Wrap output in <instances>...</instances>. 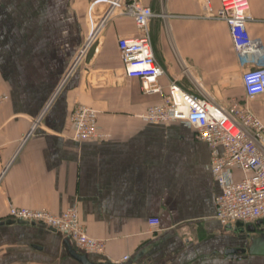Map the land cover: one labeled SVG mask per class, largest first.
Returning <instances> with one entry per match:
<instances>
[{
	"label": "crops",
	"instance_id": "1",
	"mask_svg": "<svg viewBox=\"0 0 264 264\" xmlns=\"http://www.w3.org/2000/svg\"><path fill=\"white\" fill-rule=\"evenodd\" d=\"M140 1L156 13L149 33L163 92L178 77L184 89L217 102L245 100L226 23L201 18L200 0ZM106 2L0 0V94L8 96L0 103V222L10 221V205L54 213L76 207L88 235L105 240L102 254H86L94 263L264 264L240 245L261 223L232 225L243 229L233 234L215 219L219 190L206 143L181 123L140 117L161 95L144 94L139 80L123 74L116 41L135 26L130 17L103 19ZM248 4V33L264 49V0ZM71 22L94 43L65 77ZM78 104L97 111L106 139H72L68 117ZM246 105L264 120V93ZM150 217L159 219L157 232L147 227ZM68 245L81 253L44 225L0 224V264H80Z\"/></svg>",
	"mask_w": 264,
	"mask_h": 264
},
{
	"label": "built area",
	"instance_id": "2",
	"mask_svg": "<svg viewBox=\"0 0 264 264\" xmlns=\"http://www.w3.org/2000/svg\"><path fill=\"white\" fill-rule=\"evenodd\" d=\"M200 4L201 18L223 21L228 27L240 68L243 102L234 98L226 104L217 102L200 89L196 92L184 89L178 77L172 78L163 92L158 79L164 71L153 56L149 33V22L156 13L140 0H107L103 19L130 17L135 26L134 34L118 36L116 41L121 70L126 77L140 81L144 94L161 95V102L147 107L140 117L149 124L178 122L191 127L194 138L208 146V168L219 190L215 197V219L223 227L264 222V120L246 105L264 93V49L261 41L250 37L247 30L251 20L248 0H219L217 9L212 8L211 0H200ZM92 39H88L65 77L81 61ZM184 73L190 75V70L185 68ZM7 99L6 94H0V103ZM68 118L74 140L108 137L98 125L97 111L89 106L76 105ZM40 120L41 116L32 123L29 133ZM7 216L14 222L52 228L68 237L83 254L100 255L105 250L104 239L88 235L76 207L54 213L10 205ZM127 259L124 256L122 261Z\"/></svg>",
	"mask_w": 264,
	"mask_h": 264
},
{
	"label": "rangeland",
	"instance_id": "3",
	"mask_svg": "<svg viewBox=\"0 0 264 264\" xmlns=\"http://www.w3.org/2000/svg\"><path fill=\"white\" fill-rule=\"evenodd\" d=\"M76 25H77V27H76ZM78 25H79V23H72L71 22V36L69 38L65 39V42L69 43L68 45L65 46V51H66L65 55L67 54V52H68L67 49H68L70 52L68 54L70 55V58H71V65L74 63V60L81 53V51H83L84 46L87 43V41H85L86 38L78 35V31H77V28H79ZM93 43H94V38L92 39L89 46H92ZM251 100H253V99H251ZM146 222H147V227L151 233L157 232L159 230V219H158V217H150L146 220ZM262 229H264V227ZM253 230H254L253 228H249L250 235L246 234L247 238L244 242L241 241V243H240L241 246H245L247 248L248 247L251 248L254 245L256 246V244L253 242L254 241L253 239L258 238V237H262V235L264 236V231L263 232L262 231H256V232L254 231V233H251Z\"/></svg>",
	"mask_w": 264,
	"mask_h": 264
},
{
	"label": "water",
	"instance_id": "4",
	"mask_svg": "<svg viewBox=\"0 0 264 264\" xmlns=\"http://www.w3.org/2000/svg\"><path fill=\"white\" fill-rule=\"evenodd\" d=\"M12 221H6V222H0V224H10ZM14 222V221H13ZM16 223L18 224H27V223H24L22 221H17ZM259 223H262V222H258ZM241 223H236V226H240ZM226 230L230 231V230H233V233H242L243 232V229L240 228V229H232V227L230 225H227L226 227ZM50 230L52 231H55L54 229L52 228H49ZM260 231H264V229L260 230ZM254 243L256 244V246L254 245L253 247L250 248V252L253 253V254H256V255H262L264 256V236L262 235V237H258V238H255L253 239ZM68 251H69V254L71 255V257L73 259H75L76 261H78L80 264H114V263H109V262H102V263H94L92 262L87 256L86 254H81L79 252H76L72 247H70L68 245Z\"/></svg>",
	"mask_w": 264,
	"mask_h": 264
},
{
	"label": "flooded vegetation",
	"instance_id": "5",
	"mask_svg": "<svg viewBox=\"0 0 264 264\" xmlns=\"http://www.w3.org/2000/svg\"><path fill=\"white\" fill-rule=\"evenodd\" d=\"M264 226V222L261 223Z\"/></svg>",
	"mask_w": 264,
	"mask_h": 264
}]
</instances>
